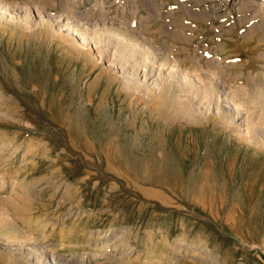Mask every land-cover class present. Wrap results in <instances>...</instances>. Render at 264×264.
I'll return each mask as SVG.
<instances>
[{
    "label": "rangeland",
    "instance_id": "obj_1",
    "mask_svg": "<svg viewBox=\"0 0 264 264\" xmlns=\"http://www.w3.org/2000/svg\"><path fill=\"white\" fill-rule=\"evenodd\" d=\"M245 1L0 0V209L61 254L123 233L119 264H264V11ZM66 22L94 51L62 37ZM110 22L147 56L114 52ZM152 48L199 79L198 97L209 80L219 100L187 103ZM9 254L0 264H25Z\"/></svg>",
    "mask_w": 264,
    "mask_h": 264
},
{
    "label": "bare ground",
    "instance_id": "obj_2",
    "mask_svg": "<svg viewBox=\"0 0 264 264\" xmlns=\"http://www.w3.org/2000/svg\"><path fill=\"white\" fill-rule=\"evenodd\" d=\"M32 1V0H31ZM74 1V0H73ZM153 1V0H152ZM12 2V1H11ZM30 2V1H29ZM66 2V1H65ZM134 2V1H133ZM146 2H148V1H146ZM250 3V4H252V6L253 7H256V9L259 11H264V0H246L244 3H246V5H247V3ZM34 3V2H33ZM104 3V2H103ZM132 3V2H131ZM145 3V2H144ZM6 4H7V2H6ZM64 4V3H63ZM56 5V4H55ZM60 5V4H59ZM142 5V4H141ZM148 5V4H147ZM3 7H4V5H2ZM135 6V5H134ZM139 6V5H138ZM245 6V5H244ZM243 6V7H244ZM248 6V5H247ZM252 6H250L249 5V7H252ZM1 7V6H0ZM136 7V6H135ZM147 7V6H146ZM248 7V8H249ZM30 7H27V9H29ZM244 8H247V7H244ZM243 8V9H244ZM4 9V8H3ZM11 9V8H10ZM18 8H16V10H17ZM70 9V8H69ZM92 9V8H91ZM6 10H9V8L8 9H6ZM31 11L30 12H32V9H30ZM33 10H34V12H37L36 14H38L39 13V9H34L33 8ZM96 10V9H95ZM184 10V9H183ZM100 11V10H99ZM10 12V11H9ZM12 12V11H11ZM29 11H25V10H19V13H22V18H24V19H27V14L28 13H30ZM45 12V11H44ZM62 12V11H61ZM66 12V11H65ZM94 12V11H93ZM106 12V11H105ZM254 12V11H253ZM33 13V12H32ZM40 13H42V12H40ZM158 13H160V12H158ZM4 14V13H3ZM12 14V13H11ZM15 14V13H14ZM13 14V15H14ZM17 14V13H16ZM60 14V13H59ZM58 14V15H59ZM67 14V13H66ZM107 14V13H106ZM105 14V15H106ZM6 15V14H5ZM44 15V14H43ZM83 15V14H82ZM86 16L84 17V16H81V17H83V20H84V22H85V24H86V26H91V24H88L89 22H92V24H93V22L95 21L94 19H95V17L93 18V17H89L88 16V14H85ZM92 15V14H91ZM152 15V14H151ZM12 16V15H11ZM33 16V15H32ZM62 16V15H61ZM61 16H56L55 18H53V17H50V16H46V18L49 20L48 21V23H47V20H46V23L49 25L50 24V26L53 24H55L56 22H58V23H60L61 21H60V19L62 18ZM75 16V15H74ZM99 16V15H98ZM17 17V16H16ZM20 17V14H19V16H18V18ZM30 17V19H31V16H29ZM28 17V18H29ZM43 17V16H42ZM67 17V16H66ZM152 17V16H151ZM154 17V16H153ZM159 17V16H158ZM1 18V17H0ZM4 18V17H3ZM14 18V17H13ZM115 18V17H114ZM5 19H6V16H5ZM5 19H4V21H5ZM8 19H11V17L9 18V16H8ZM23 19V20H24ZM45 19V18H44ZM16 20V19H15ZM18 20H21L22 21V19L20 18V19H18ZM18 20H17V22H18ZM32 20V19H31ZM69 20V19H68ZM97 20H99V18L97 19ZM147 20V19H146ZM9 21V20H8ZM11 21V20H10ZM12 21H14V19L12 20ZM12 21H11V23H12ZM116 21V20H115ZM0 22H3V20L2 21H0ZM7 22V21H6ZM14 23L13 22V24H18V23ZM24 22H25V20H24ZM23 21H22V23L21 24H23L24 23ZM34 22V21H33ZM69 22H70V20H69ZM101 22H103V20L101 21ZM105 22V21H104ZM117 22V21H116ZM146 22V21H145ZM147 22H149V21H147ZM155 22V21H154ZM8 23H10V22H8ZM7 23V24H8ZM32 23V22H31ZM111 23V22H110ZM119 23V22H118ZM168 23V22H167ZM1 24V23H0ZM21 24H20V26H21ZM34 24V23H33ZM43 24H44V22H43ZM62 25L61 26H59V24L57 25V26H59V27H57V29L58 28H61V29H58L59 31L61 30V31H64V32H66V35L65 36H62V37H64V38H68V40L69 41H71L72 43H74V44H77L78 43V45H81L82 47H88L89 48V51H94L93 50V47H89V44L86 42V39H85V37H88V36H83L82 34H79L77 31H76V29H74L68 22H66V23H61ZM72 25H73V23H71ZM79 24V23H78ZM96 24V23H95ZM106 24V23H105ZM152 24V23H151ZM1 25H3V24H1ZM19 25V24H18ZM17 25V26H18ZM24 25V24H23ZM27 25H30V24H28V22H27ZM35 25V24H34ZM46 25V24H45ZM44 25V26H45ZM146 25V24H145ZM178 25V24H177ZM13 26H15V25H13ZM16 26V28H18ZM25 26V25H24ZM32 26V25H31ZM37 26H39V25H37ZM40 26H41V23H40ZM49 26V27H50ZM78 26V25H77ZM85 26V27H86ZM100 26H102V25H100ZM109 26V29L112 31V35H110L109 37H111V38H114V39H116L114 42H115V44H116V46H115V50H114V52L115 51H117V52H123L122 50H124L125 52H127L129 55H126L125 56V58L126 57H130V58H128V59H133V58H135L134 57V55H135V53L136 54H140V55H142V56H147V49L146 48H144V44L145 43H143V46L141 45V43L142 42H140V44L139 43H137L138 42V39H136V38H138V37H135V34H133L132 32L130 33V31L128 32V30L127 29H120V27L119 28H116L115 27V25L113 26L112 25V23L111 24H109L108 25ZM148 26H150V25H148ZM161 26V25H160ZM182 26H184L183 24H182ZM7 27V26H6ZM43 27V26H42ZM42 27H41V30H42ZM94 27V26H93ZM162 27V26H161ZM2 28V27H1ZM25 28V27H24ZM27 28H30V29H27ZM26 29L27 30H32L33 28L32 27H27ZM35 28H40V27H35ZM79 28V27H78ZM81 28H82V26H81ZM88 28V27H87ZM164 28H166V27H164ZM14 29V28H13ZM19 29L21 30V28L19 27ZM24 30V31H27V30ZM54 29V28H53ZM85 29V28H84ZM83 29V30H84ZM90 29V28H89ZM147 29V28H146ZM158 29V28H157ZM160 29V28H159ZM86 30V29H85ZM84 30V31H85ZM166 30V29H165ZM19 31V30H18ZM23 31V30H22ZM46 31V30H45ZM49 31H50V28H49ZM54 31V30H53ZM90 31V30H89ZM156 31V30H155ZM128 32V33H127ZM165 33L167 32V31H164ZM176 32V31H175ZM26 33V32H25ZM32 33H33V31H32ZM51 33V32H50ZM55 33V32H54ZM57 33H59L58 31H57ZM57 33H55V37L57 36ZM61 33V32H60ZM59 33V34H60ZM88 33V32H87ZM92 33V32H91ZM91 33H90V35H91ZM111 33V32H110ZM146 33V32H145ZM169 33H170V31H169ZM168 33V34H169ZM27 34V33H26ZM31 34V33H30ZM51 34H53V32L51 33ZM58 34V37L60 36ZM149 34V33H148ZM33 35H35V32H34V34ZM61 35H63V33L61 34ZM171 35V34H170ZM180 35V34H179ZM182 35V34H181ZM93 36V35H92ZM95 36V35H94ZM190 36V35H189ZM57 37V38H58ZM185 37V36H184ZM89 38V37H88ZM87 38V39H88ZM94 38V37H93ZM111 38H109V39H111ZM145 38V37H144ZM91 39V38H90ZM89 39V40H90ZM96 39H97V37H96ZM99 39V38H98ZM102 39V38H101ZM100 39V40H101ZM140 39V38H139ZM149 39V38H148ZM173 39V38H172ZM59 40H61V38H59ZM94 40V39H93ZM106 40V39H105ZM63 41V40H62ZM92 41V40H91ZM96 41V40H95ZM107 41V40H106ZM111 41V40H110ZM147 42V41H146ZM148 42H150V41H148ZM187 42V41H186ZM64 43V42H63ZM66 43V42H65ZM94 43V42H93ZM111 44H112V42H111ZM67 45V44H66ZM69 45V44H68ZM97 45V44H96ZM95 45V46H96ZM104 45V44H103ZM146 45H147V43H146ZM76 46V45H75ZM91 46V45H90ZM99 46H101V45H99ZM114 46V45H113ZM69 47V46H68ZM77 47V46H76ZM97 47V46H96ZM145 47H147V46H145ZM72 48V47H71ZM80 48V47H79ZM98 48V47H97ZM150 48H151V46H150ZM74 49V48H73ZM76 50L78 49V48H75ZM74 49V50H75ZM91 49V50H90ZM103 50H104V47L102 48ZM127 49V50H126ZM159 49V48H158ZM168 49V48H167ZM80 50H82V48H80ZM85 50V49H84ZM83 50V51H84ZM87 50V49H86ZM85 50V51H86ZM102 50V51H103ZM129 50V51H128ZM84 51V52H85ZM105 51H107V50H105ZM136 51V52H135ZM161 51V50H160ZM187 51V50H186ZM92 53V52H91ZM113 53V52H112ZM149 53H151V52H149ZM152 53H153V55H156L157 54V59H159L158 60V62H156L158 65H156L155 63V65L157 66V69L159 68V67H161V69L162 68H165V69H167L168 71L167 72H175L176 74H174V76L175 77H172V85H173V87H174V85H176V87L178 88V93L179 94H181V97L183 96V97H185L186 98V102H187V100L188 101H191L192 102V104L194 105V106H198V105H196L197 103L198 104H202V105H205V106H207V108H209V106L208 105H206V104H203V99L204 98H208V101L210 100V99H212L213 97H216L217 95H214V91H216L215 89L216 88H214V87H209L208 85H210L209 83H207L206 84V82H208V81H206V79H205V81L206 82H204L202 79V81H203V84H202V81L200 80V84H202V85H204V87H203V92H202V94H203V96H200V97H198V90H197V92L198 93H196V91L194 90V88H195V85L194 84H196V82H198L199 83V79L197 80V78H194V76H193V74H192V72L190 71V70H188V69H180V66H179V64H177V63H173L174 61H170L171 59H169V56L168 55H164L165 57H160V53H159V51H154L153 52V48H152ZM170 53V52H169ZM183 53V52H182ZM82 54H83V52H82ZM87 54V53H86ZM86 54L84 53V55L86 56ZM88 54H89V52H88ZM87 54V55H88ZM104 54V53H103ZM119 54V53H118ZM118 54H116L115 55V53H114V55L117 57L118 56ZM164 54V53H163ZM167 54V53H166ZM178 54V53H177ZM189 54V53H188ZM105 55V54H104ZM113 56V55H112ZM123 56V55H122ZM121 56V57H122ZM152 56V55H151ZM158 56H159V58H158ZM179 56V55H178ZM203 56V55H202ZM89 57V56H88ZM110 57H111V55H110ZM124 57V56H123ZM153 57V56H152ZM151 57V58H152ZM155 57V56H154ZM191 57V56H190ZM197 57V56H196ZM94 58V57H93ZM103 58V57H102ZM113 58H114V56H113ZM113 58H111V59H113ZM88 59V58H87ZM106 59H107V57H106ZM116 59V58H115ZM138 59V58H137ZM136 59V60H137ZM147 59V58H146ZM145 59V60H146ZM148 59H150V57H148ZM147 59V60H148ZM155 59H156V57H155ZM185 59V58H184ZM125 60H127V59H125ZM153 60V59H152ZM95 61V60H94ZM113 61H114V59H113ZM131 61H133V60H131ZM130 61V62H131ZM138 61V60H137ZM136 61V63H141L142 62V60H140L141 62H137ZM177 61V60H176ZM187 61V60H186ZM193 61V60H192ZM211 61V60H210ZM112 62V61H111ZM119 62V61H118ZM117 62V63H118ZM122 62V61H121ZM127 63H128V61H126ZM126 62H124V63H126ZM151 62V61H150ZM178 62V61H177ZM184 62V61H183ZM212 62V61H211ZM110 63V62H109ZM116 63V64H117ZM213 63V62H212ZM211 63V64H212ZM220 63V62H219ZM113 64H115V63H113ZM115 64V65H116ZM120 64V63H119ZM142 64V63H141ZM215 64H217V63H215ZM109 65V64H108ZM124 65V64H123ZM134 65V64H133ZM133 65H131V66H133ZM148 65H149V63H148ZM192 65V64H191ZM218 65V64H217ZM144 66H146V63H145V65ZM102 67V66H101ZM100 67V68H101ZM109 67V66H108ZM182 67V66H181ZM214 67H215V65H214ZM103 68V67H102ZM119 68H120V66H119ZM123 68V67H122ZM133 68V67H132ZM151 68V67H150ZM109 69H110V67H109ZM109 69H107L108 71H109ZM139 69V68H138ZM144 69V68H143ZM156 69V70H157ZM160 69V68H159ZM123 70H124V68H123ZM125 70H127L126 68H125ZM145 70H146V68H145ZM150 70V69H149ZM148 70V71H149ZM154 70V69H153ZM164 70V69H163ZM162 70V71H163ZM194 70V69H193ZM114 71V70H113ZM138 71V70H137ZM147 71V70H146ZM151 71H152V68H151ZM157 71H159V70H157ZM161 71V70H160ZM213 71V70H212ZM144 72V75H145V71H143ZM142 72V73H143ZM150 72V71H149ZM194 72V71H193ZM139 73V72H138ZM137 73V74H138ZM155 73V72H154ZM194 73H196V72H194ZM216 73H217V71H216ZM209 73H205V77L208 79V75ZM218 74V73H217ZM158 76L160 75V72H159V74H157ZM165 75V74H164ZM163 75V76H164ZM167 75H170V74H166V76ZM211 75H212V73H211ZM124 76V75H123ZM145 76H147V75H145ZM132 77V76H131ZM160 77V76H159ZM162 77V76H161ZM169 77V76H168ZM155 78V77H154ZM157 78V77H156ZM218 78V77H217ZM157 79H160V78H157ZM156 80V79H155ZM162 80H163V78H162ZM166 80V79H165ZM218 80V79H217ZM157 81V80H156ZM164 81V80H163ZM166 81H168V78H167V80ZM169 81H170V78H169ZM183 81V82H182ZM223 81V80H222ZM221 81V82H222ZM152 83V82H151ZM157 83V82H156ZM162 83V82H161ZM184 83V84H183ZM197 83V85H198V87H199V84ZM130 84V83H129ZM129 84H127V87L128 86H131V84L129 85ZM140 84V83H139ZM138 84V85H139ZM163 84V83H162ZM214 84V83H213ZM216 84V83H215ZM225 84V83H224ZM224 84H223V86H224ZM168 85H169V82H168ZM197 85H196V88H197ZM218 85V84H217ZM135 86V85H134ZM141 85H139V87H140ZM153 86V85H152ZM158 86H160V84H158ZM163 86H166V85H163ZM238 86V85H237ZM132 87V86H131ZM131 87H130V90H132L134 87H132V89H131ZM138 86L136 87L137 89L139 88ZM146 87V86H145ZM151 87V86H150ZM218 87V86H217ZM241 87V86H240ZM243 87V86H242ZM125 88V87H124ZM129 88V87H128ZM147 88V87H146ZM160 88V87H159ZM169 88H171V86H169ZM168 88V89H169ZM213 88H214V91H213ZM224 87H222V89H223ZM238 88V87H237ZM244 88V87H243ZM126 89V88H125ZM140 89V88H139ZM157 89V88H156ZM198 89V88H197ZM201 89V88H200ZM136 90V89H135ZM142 90H144V89H141V91ZM149 90V89H148ZM147 90V91H148ZM166 90V88H164L163 89V92ZM229 90V89H228ZM239 90V89H238ZM151 91V90H150ZM155 91V90H154ZM160 91H162V90H160ZM168 91V90H167ZM170 91V90H169ZM177 91V90H176ZM234 91V90H233ZM156 92H158V91H156ZM163 92H161V93H163ZM166 92V91H165ZM174 92V91H173ZM227 92H229V91H227ZM239 92V91H238ZM168 92H166V94H167ZM177 92H176V94H178ZM217 94H218V96H217V98H216V100L218 99V97H219V93H218V91L216 92ZM224 93V92H223ZM223 93H221V94H223ZM230 93V92H229ZM240 93V92H239ZM243 93V92H242ZM175 94V93H174ZM175 94V95H176ZM226 94V93H225ZM232 94V93H231ZM230 94V95H231ZM200 95H201V92H200ZM236 95V94H235ZM234 95V96H235ZM158 96V95H157ZM223 96V95H222ZM167 97H171V95L170 96H168V94H167ZM177 97V96H176ZM179 97V96H178ZM177 97V98H178ZM180 97V98H181ZM221 97V96H220ZM159 98V97H158ZM184 98V99H185ZM230 98V97H229ZM236 98H237V96H236ZM167 99V98H166ZM170 99H173V98H170ZM183 99V101L185 102V100ZM215 99V98H214ZM221 99V98H220ZM175 100V99H174ZM181 100H182V98H181ZM200 100V102H198ZM205 100V99H204ZM207 100V99H206ZM216 100H214L215 102H216ZM219 100V99H218ZM228 100V99H227ZM182 101V102H183ZM230 101V100H229ZM166 102V101H165ZM171 102V101H170ZM181 102V103H182ZM195 102H196V104H195ZM218 102V101H217ZM167 103V102H166ZM169 103V102H168ZM187 103H189V102H187ZM207 103V102H206ZM210 103V102H209ZM208 103V104H209ZM212 103V102H211ZM232 103V102H231ZM183 104V103H182ZM214 104V103H213ZM168 105V104H167ZM179 105V104H178ZM184 105V104H183ZM189 105V104H188ZM215 105H217V104H215ZM181 106V105H180ZM190 106V105H189ZM202 107V106H201ZM219 107H220V105H219ZM218 107V108H219ZM180 108V107H179ZM203 108V107H202ZM238 108V107H237ZM199 109L200 108H198L197 110L199 111ZM205 109V108H204ZM174 110V109H173ZM197 110L196 109H191V113H192V115L194 114V111L195 112H197ZM207 110V109H206ZM217 111H218V109H217ZM241 111V110H240ZM203 112H205V111H203ZM221 112L222 111H220V109H219V111H218V115H220L221 116ZM243 112V111H242ZM215 113V112H214ZM226 113V112H225ZM230 113V112H229ZM178 114V113H177ZM190 114V113H189ZM205 114V113H204ZM181 115V114H180ZM197 115V114H196ZM201 115V114H200ZM235 115V114H234ZM240 115V114H239ZM245 116V115H244ZM186 117H187V115H186ZM196 117V116H195ZM246 117H248V116H246ZM206 118V117H205ZM221 118V117H220ZM186 119V118H185ZM191 120V119H190ZM248 120V119H247ZM251 121V120H250ZM199 122V121H198ZM226 123V122H225ZM198 124V123H197ZM227 125V124H226ZM223 126V125H222ZM221 126V127H222ZM232 126V125H231ZM243 126V125H242ZM237 127V126H236ZM235 130V129H234ZM243 131V130H242ZM231 133V132H230ZM233 133V132H232ZM255 134V133H254ZM251 136V135H250ZM256 136V135H255ZM246 137H248L249 138V136H246ZM251 140V139H250ZM256 140H258V138L256 139ZM249 142V141H248ZM259 142V141H258ZM258 142H256V144L255 145H257V143ZM247 143V142H246ZM251 143V142H250ZM3 144H5V142L3 143ZM0 146H2L1 144H0ZM10 146H11V144H10ZM260 147V146H259ZM5 149V148H4ZM9 149V148H8ZM7 149V150H8ZM6 150V149H5ZM12 150V149H11ZM1 151V150H0ZM10 165V164H9ZM5 169V168H4ZM21 172V171H20ZM18 173V172H17ZM1 174H3V173H1ZM0 174V175H1ZM5 176V175H4ZM14 177H17V176H14ZM2 178V177H1ZM3 179V178H2ZM1 180V179H0ZM4 180V179H3ZM3 180H1L2 182H4ZM15 183V182H14ZM3 184V183H2ZM20 186V185H19ZM0 187H1V184H0ZM15 187V186H14ZM22 190H24L23 188H22ZM12 191V190H11ZM25 191V190H24ZM26 192V191H25ZM28 194V193H27ZM12 195V194H11ZM17 195V194H16ZM22 195V194H21ZM23 196V195H22ZM21 196V197H22ZM9 198V197H8ZM23 198V197H22ZM5 199H7V198H5ZM8 200V199H7ZM12 200V199H11ZM1 201V200H0ZM6 201V200H5ZM15 202V201H14ZM11 203H12V201H11ZM18 203V202H17ZM35 204V203H34ZM18 205H19V203H18ZM62 205V204H61ZM20 206V205H19ZM56 206V205H55ZM3 208H4V206H2ZM6 207V206H5ZM10 207V206H9ZM14 207H15V205H14ZM25 207L26 206H24V209L23 210H25ZM70 207V206H69ZM12 208V207H11ZM19 208V207H18ZM20 208H21V210H22V206H20ZM29 208V207H28ZM5 209H7V208H5ZM17 209V208H16ZM31 209V208H30ZM1 210V209H0ZM14 210V209H13ZM18 210H20V209H18ZM8 211V210H7ZM7 211H4V209H2L1 210V212H0V217H1V219H2V221L0 222L1 224H5L4 225V227L5 226H7L8 227V230L10 231V233H8V235L7 236H5V237H1V235H0V249H2V250H4L5 252H8V253H11V254H9V255H11L12 256V254H14V255H16V256H19L20 257V259L21 260H25V264H119V263H121L123 260H124V258H126L127 257V255H128V253L130 252V250L129 249H127V247H125V246H123V244H124V241H119L120 240V238H121V236H124V234L123 233H121V235L118 237V234H120V233H116V234H114V235H112V234H107V235H103V236H101V235H99L98 233L95 235V241H97V242H99L98 244L96 243V245H94V247H95V250L96 251H94V253H92V254H88L89 252H87V253H85V252H81V253H77V254H75V253H71V254H66V253H64V254H61L60 252H58V251H55V249H54V247L53 246H50V245H46V243H45V235H46V231L45 230H42L41 231V233L40 234H38V235H36V233H34L35 231L33 230V232L32 233H29V234H26L25 235V232H24V230H22V229H20L21 227H19L17 224H16V222H13V220H10V216H9V214H8V212ZM13 212V211H12ZM17 211H15V213H16ZM11 213V212H10ZM33 215V214H32ZM17 217V216H16ZM18 218V217H17ZM22 220V219H21ZM2 222H4V223H2ZM23 223L24 222H27V220L25 221H22ZM33 223V222H32ZM45 223V222H44ZM40 224V223H39ZM45 224H47V222L45 223ZM1 228H2V226H1ZM4 229V228H3ZM6 229V228H5ZM1 230V229H0ZM35 230H37V229H35ZM2 231H4V230H2ZM32 231V230H31ZM55 231V230H54ZM125 231V230H124ZM123 232V231H122ZM2 234V233H1ZM84 234V233H83ZM94 235V234H93ZM92 234H91V236L90 237H92L93 236ZM64 237V236H63ZM125 237V236H124ZM66 238V237H65ZM61 239V238H60ZM63 239V238H62ZM124 239H126V237L124 238ZM93 241H94V239H93ZM128 241V240H127ZM90 242V241H89ZM184 244V243H183ZM91 245V244H90ZM84 246V245H83ZM93 247V248H94ZM82 248V247H81ZM180 250V249H179ZM186 251V250H185ZM205 253V252H204ZM127 259V258H126ZM208 259V258H207ZM7 260V259H6ZM212 260V259H211ZM215 262V261H214ZM206 263V262H205ZM14 264V263H13ZM18 264V263H17ZM21 264V263H20ZM218 264V263H217Z\"/></svg>",
    "mask_w": 264,
    "mask_h": 264
}]
</instances>
